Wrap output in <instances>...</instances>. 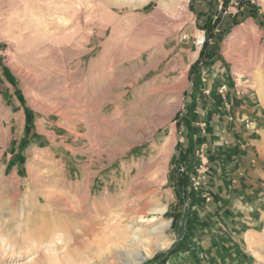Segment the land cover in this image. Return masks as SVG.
Masks as SVG:
<instances>
[{
	"label": "rangeland",
	"instance_id": "1",
	"mask_svg": "<svg viewBox=\"0 0 264 264\" xmlns=\"http://www.w3.org/2000/svg\"><path fill=\"white\" fill-rule=\"evenodd\" d=\"M0 1L1 72L27 117L21 139L3 126L6 111L0 117V264H125L126 256L140 264H264V206L239 236L219 233L231 222L210 206L206 147L192 146L185 124L201 91L195 86L209 84V74L224 70L219 78L237 92L264 83L245 73L251 60L262 62L260 41L249 33L229 40L227 17L240 2L186 0L175 38L129 47L159 16L157 1L120 13L107 0ZM165 11L172 15L171 6ZM76 29L90 33L87 50L75 39L56 43L54 55L40 53L26 38ZM135 234L139 242L128 243Z\"/></svg>",
	"mask_w": 264,
	"mask_h": 264
},
{
	"label": "crops",
	"instance_id": "2",
	"mask_svg": "<svg viewBox=\"0 0 264 264\" xmlns=\"http://www.w3.org/2000/svg\"><path fill=\"white\" fill-rule=\"evenodd\" d=\"M239 2V9L233 10L227 17V24H232L229 40L231 44H237L249 39L247 36L243 39V34L255 35L263 45L259 50L262 62L258 64L251 60L245 73L252 72L250 77H264V0ZM220 3L219 7L222 8L223 0ZM222 19L217 20L216 24L221 29L223 27L220 25L226 21V18ZM2 65L0 59V117L6 111L3 126L8 127L10 137V132L18 130L21 139L27 135L26 110L17 95L14 98L9 96L11 84L1 72ZM259 65L261 69L257 67ZM223 74L224 70L221 74L213 72L209 74V84L195 86L200 87L201 91L189 106L185 124L192 146L204 144L206 147L213 196L210 206L217 211L219 221L228 219L231 222L226 228L224 226L225 231L222 227L219 233L239 236L241 225H255L260 206H264V83H258L255 89L237 92L236 88L219 78ZM202 80L205 81V78ZM244 92L249 93L247 99L242 96ZM19 141L18 145H21L22 140ZM193 155L194 152L185 154L183 158L192 156L193 159ZM246 197L249 201H245Z\"/></svg>",
	"mask_w": 264,
	"mask_h": 264
},
{
	"label": "bare ground",
	"instance_id": "3",
	"mask_svg": "<svg viewBox=\"0 0 264 264\" xmlns=\"http://www.w3.org/2000/svg\"><path fill=\"white\" fill-rule=\"evenodd\" d=\"M9 1V0H8ZM154 0H107V4L109 5V7L110 8H112L110 11H112V12H115V13H120L122 10H123V8H125V7H129V6H136V5H148L150 2H153ZM155 1H157V3H158V7H159V11H158V13H159V16L157 17V18H153V19H151V20H149L148 22H149V25H148V27L145 29V31H143L140 35L138 34V36L136 37V38H134V39H130L129 41V44H128V46L129 47H133L137 42H138V40L140 39V38H143V40H154V39H160V40H162V41H167V40H172L173 38H175V35H176V33H177V30L179 29V26H180V23H179V21H181V19H180V17H181V15L182 14H184L185 13V11H186V9H185V4H186V0H179V3H180V5H179V3H173V0L172 1H167V0H155ZM1 2V1H0ZM82 2H83V0H82ZM104 3H106V2H104ZM84 4V3H83ZM106 4V5H107ZM105 5V6H106ZM171 6V9H172V15L171 14H167L166 13V11H165V8H168V7H170ZM12 7V6H11ZM109 8V9H110ZM130 8V7H129ZM23 9V8H22ZM24 10V9H23ZM22 10V11H23ZM101 10V9H100ZM162 11H164V13H162ZM56 12V11H55ZM124 12V11H123ZM76 13H78L77 11H76ZM160 13H162V17L160 16ZM116 14H109L108 16H107V21H110V20H108L109 18L111 19V17H114ZM15 16V15H14ZM22 16V15H21ZM119 16H120V14H119ZM123 16V15H122ZM83 16H80V17H78V21L79 22H81V23H83V24H85V25H87L86 24V22L83 20V18H82ZM98 17V16H97ZM106 17V16H105ZM104 17V19H106ZM86 18V17H85ZM22 19V18H21ZM86 20V19H85ZM101 20V19H100ZM100 20H99V22H100ZM93 21V20H92ZM113 21V20H112ZM22 22V21H21ZM94 22V21H93ZM96 22V21H95ZM111 22V21H110ZM182 22V21H181ZM147 23V22H146ZM77 24H79L78 22H77ZM76 24V25H77ZM112 24H113V22H112ZM112 24H110L111 26H112ZM109 25V26H110ZM118 25H119V23H118ZM143 25H145V24H142V26ZM75 26V25H74ZM71 27V26H70ZM95 27V26H94ZM101 27V26H100ZM114 27V26H113ZM45 28V27H44ZM46 28H48V27H46ZM72 28H74V27H72ZM87 28V27H86ZM106 28V27H105ZM108 28V27H107ZM106 28V29H107ZM111 28V27H110ZM118 28H119V26H118ZM29 29V28H28ZM69 29V28H68ZM84 29V28H83ZM94 29V28H93ZM105 29V30H106ZM112 29V28H111ZM120 29V28H119ZM123 29V28H122ZM23 30V29H22ZM41 30V29H40ZM49 30V29H48ZM98 30V29H97ZM96 30V31H97ZM101 30H102V28H101ZM101 30L99 31V32H95L97 35H100V34H102V33H104V31H102V33H101ZM116 30H117V28H116ZM121 30V29H120ZM24 31V30H23ZM39 31V30H38ZM89 31V30H88ZM113 30H111V32H112ZM119 31V30H118ZM123 31V30H122ZM28 32V31H27ZM35 32V31H34ZM51 32V31H50ZM69 32V31H68ZM47 33V32H46ZM94 33V32H93ZM57 34V33H56ZM115 34V33H114ZM113 34V35H114ZM118 34H119V32H118ZM123 34V33H122ZM131 34H134V33H131ZM25 35V34H24ZM23 35V36H24ZM27 35V34H26ZM60 35V34H59ZM63 36L62 37H52V36H48L47 34H45V33H37V34H29L26 38L27 39H31V40H33V42L34 41H36L37 40V50H38V52H40V53H49V54H52V55H54L53 53H56V51H55V48H54V45L56 44V43H66V44H68V45H72L73 43H74V41H75V39H78V41L80 42V45L81 46H85V48L87 47L88 48V46H86V45H88V41H89V36H90V33H88V32H77V29L76 30H74L73 32H69V33H67V31H66V33L65 34H62ZM92 35V34H91ZM95 35V34H94ZM93 35V36H94ZM104 35V34H103ZM116 35V34H115ZM119 36V35H118ZM22 37V36H21ZM112 37H115V36H112ZM133 37H135V35L133 36ZM108 38V37H107ZM109 38H110V36H109ZM108 38V39H109ZM118 38V37H117ZM122 38V37H121ZM99 39V38H98ZM119 39V38H118ZM92 40V39H91ZM93 40H95V39H93ZM92 40V41H93ZM107 40V39H106ZM105 39H104V41H106ZM110 40H111V38H110ZM114 40V39H113ZM112 40V42H114ZM109 41V40H108ZM117 41V40H116ZM126 41V40H125ZM22 42V41H21ZM51 42V43H50ZM101 42V41H100ZM111 42V41H110ZM111 42V43H112ZM150 42V41H149ZM94 43V42H93ZM92 43V44H93ZM104 43V42H103ZM123 43H124V41H123ZM60 44L58 45V46H60ZM75 44V43H74ZM79 44V43H78ZM106 44V43H105ZM114 44V43H113ZM116 44H118L117 42H116ZM33 46H35V45H33ZM57 46V45H56ZM55 46V47H56ZM73 46H75V45H73ZM92 46V45H91ZM107 46H109V45H107ZM110 46H112V44L110 45ZM110 46H109V48H110ZM114 46H116L115 44H114ZM61 47V46H60ZM59 47V48H60ZM76 47V46H75ZM113 47V46H112ZM112 47L110 48V49H112ZM125 48H126V45L124 46ZM67 49H69L70 47H66ZM87 48H86V50H87ZM60 49H62V48H60ZM59 49V50H60ZM83 49V48H82ZM91 49H92V47H91ZM114 49V48H113ZM112 49V50H113ZM117 49V48H116ZM123 49V48H122ZM85 50V51H86ZM102 50V49H101ZM104 50V49H103ZM119 50H121V49H119ZM124 50V49H123ZM126 50V49H125ZM128 50V49H127ZM105 51V50H104ZM103 51V52H104ZM122 51V50H121ZM110 52V51H109ZM115 53H117V52H115ZM60 53H58V55H59ZM42 55V54H41ZM70 55V54H69ZM101 55H103L102 53H101ZM120 55V54H119ZM61 57V56H60ZM63 57V56H62ZM89 57V56H88ZM102 58H104V57H102ZM60 59V58H59ZM100 59V58H99ZM98 59V60H99ZM14 60V59H13ZM88 60V59H87ZM101 60H103V59H101ZM120 60V59H119ZM30 61V60H29ZM118 62V61H117ZM116 62V63H117ZM15 63V62H14ZM112 64V63H111ZM66 65V64H65ZM115 66V65H114ZM14 67V66H13ZM96 67H97V65H96ZM14 69V68H13ZM16 69V68H15ZM22 69V68H21ZM79 69H80V67H79ZM113 69V68H112ZM18 71V70H17ZM75 71H76V68H75ZM74 71V72H75ZM97 74H99V73H97ZM21 75V74H20ZM26 75V74H25ZM103 77V76H102ZM17 78V77H16ZM23 78V77H22ZM25 78V77H24ZM101 78V77H100ZM20 79V78H19ZM32 79H33V77H32ZM41 79V78H40ZM98 80V79H97ZM262 81V80H261ZM260 82V81H259ZM33 83V82H32ZM60 83V82H59ZM45 84V83H44ZM66 84V83H65ZM262 83L260 82V85H261ZM41 85V84H40ZM57 85V84H56ZM55 85V86H56ZM259 85V86H260ZM262 87V86H261ZM67 88V87H66ZM181 88V87H180ZM259 88V87H258ZM262 89H263V87H262ZM56 91V90H55ZM47 92V91H46ZM176 92V91H175ZM182 92V91H181ZM179 96V95H178ZM181 96V95H180ZM261 96V95H260ZM181 98V97H180ZM177 100V99H176ZM179 101V100H178ZM76 103H78V101L76 102ZM177 103V102H176ZM73 104V103H72ZM37 105V104H36ZM39 105V104H38ZM44 107V106H43ZM59 108V107H58ZM36 109V108H35ZM39 109V108H38ZM171 110H169V109H164V111H163V119L164 120H167L168 119V115H167V113H169ZM175 111H176V108H175ZM6 113V112H5ZM59 116V115H58ZM15 117V116H14ZM20 119V118H19ZM164 120H162V121H164ZM161 121V122H162ZM23 123V122H22ZM20 124V123H19ZM21 126H22V124H20ZM11 127V126H10ZM14 127V126H13ZM24 129V128H23ZM11 131V130H10ZM13 131V130H12ZM129 131V130H128ZM17 132V131H16ZM13 133H14V131H13ZM130 133V132H129ZM12 134V133H11ZM76 134V133H75ZM13 136H14V134H13ZM81 137V136H80ZM15 139V138H14ZM11 140V139H10ZM7 142V141H6ZM9 142V141H8ZM173 142V141H172ZM172 144L173 143H170L169 145H168V148H170L171 146H172ZM166 209H167V207L166 206H162V207H159V208H156V210L157 211H159V212H161V213H163V212H165L166 211ZM155 210V211H156ZM80 214V213H79ZM28 223V222H27ZM169 224H171L170 222H168V223H166V226L167 225H169ZM168 227V226H167ZM157 228L158 227H156L155 228V230H157ZM160 228V227H159ZM166 228V227H165ZM120 232V231H119ZM136 232H137V229H136ZM118 235V237H123V238H125V236L126 235H124L123 236V233H118L117 234ZM116 237L117 236H115V239H116ZM24 240V239H23ZM31 240V239H30ZM29 240V241H30ZM117 240V239H116ZM139 240H140V238H139V236L137 235V234H135V235H132V237H129L128 239H127V242L128 243H131V244H133V243H135V242H139ZM119 241V240H118ZM162 241V240H161ZM1 242V241H0ZM26 242V241H25ZM167 244V243H166ZM161 245V244H160ZM165 245V244H164ZM164 245H161V246H164ZM121 247H123V245L121 246ZM158 247V246H157ZM8 249V248H7ZM157 249V248H156ZM160 249V248H159ZM113 251H116L115 253H119V254H123L122 253V251L120 250V248L117 246V247H115L114 249H113ZM129 252V251H128ZM126 253V252H125ZM124 253V254H125ZM143 253V252H142ZM141 252H138V253H136L137 255H141L142 254ZM127 255V254H126ZM145 256L146 257H149V256H151L150 255V253H146V251H145ZM127 257H129V256H126V259L124 258L123 260L125 261V264H140V262L143 260V258H142V260L140 259H138V258H136V259H133V258H129V260L127 259ZM144 257V256H143ZM32 259H34V258H32ZM102 259H105V256L103 255V258ZM104 264H106V263H104Z\"/></svg>",
	"mask_w": 264,
	"mask_h": 264
},
{
	"label": "built area",
	"instance_id": "4",
	"mask_svg": "<svg viewBox=\"0 0 264 264\" xmlns=\"http://www.w3.org/2000/svg\"><path fill=\"white\" fill-rule=\"evenodd\" d=\"M237 1L239 2V0H237ZM204 43H205V37L198 36L197 39H196V44L202 46V45H204ZM200 172H203V170H201Z\"/></svg>",
	"mask_w": 264,
	"mask_h": 264
}]
</instances>
